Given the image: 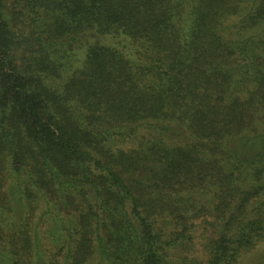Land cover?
<instances>
[{"label": "trees", "instance_id": "1", "mask_svg": "<svg viewBox=\"0 0 264 264\" xmlns=\"http://www.w3.org/2000/svg\"><path fill=\"white\" fill-rule=\"evenodd\" d=\"M0 264H264V0H0Z\"/></svg>", "mask_w": 264, "mask_h": 264}, {"label": "rangeland", "instance_id": "2", "mask_svg": "<svg viewBox=\"0 0 264 264\" xmlns=\"http://www.w3.org/2000/svg\"><path fill=\"white\" fill-rule=\"evenodd\" d=\"M199 231H200V230H199ZM199 231L197 232V235H198L199 233H201V231H200V232H199ZM198 245H199V244H198ZM198 245H197V246H198ZM197 246H196V247H197ZM195 253L199 255V253H201V252L198 251V252H195Z\"/></svg>", "mask_w": 264, "mask_h": 264}]
</instances>
